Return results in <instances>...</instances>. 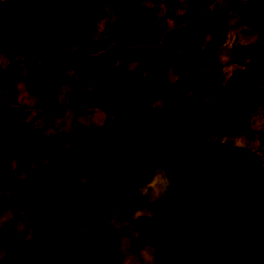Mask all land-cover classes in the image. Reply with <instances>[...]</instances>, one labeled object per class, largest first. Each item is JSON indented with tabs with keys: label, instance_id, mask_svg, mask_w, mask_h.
I'll use <instances>...</instances> for the list:
<instances>
[{
	"label": "trees",
	"instance_id": "1",
	"mask_svg": "<svg viewBox=\"0 0 264 264\" xmlns=\"http://www.w3.org/2000/svg\"><path fill=\"white\" fill-rule=\"evenodd\" d=\"M10 1L0 0V31L28 53L25 83L40 94V112L55 104L56 88L67 85L66 69L74 70L77 90L83 93L90 89L95 105L106 115L105 125L129 128L123 146L139 154L138 161L128 165L131 173L146 164L154 172L165 171L171 179L152 204L171 217L176 235L167 242L172 252L165 261L157 260L159 244L155 241L153 258L147 264H264V53L246 62L236 88L222 80L223 65L217 56L229 31L232 9L236 8L243 23L263 37L264 18L233 0H188L179 6L173 0H47L35 8L37 17L31 20L19 9H11ZM174 5L177 11L171 26L201 17L208 31L220 21L217 43L204 48L199 38L191 35L162 37L155 29L153 10ZM211 5L214 16L203 18ZM56 8L70 10L72 31L63 37L66 52L56 51L50 40L48 25ZM130 9L134 22L127 17ZM111 35L116 36L112 42ZM171 40L175 41V54L164 48ZM127 45L137 47L138 61L143 53L152 62L156 59L151 75L143 81L136 75H126ZM186 47L199 52L210 49L216 70L200 66L198 56L187 53ZM240 50L248 57L253 52L252 43H244ZM257 66L263 73L256 71ZM201 70L206 76L201 77ZM177 73L192 79L180 93L172 89ZM115 81L120 87L136 90L139 101L123 107L111 95ZM199 101L206 104L213 118L205 127L191 129L185 138L166 133L157 153L143 152L141 146L147 142L154 121L178 114L188 122L191 116L186 106ZM237 106L248 111V129L224 137L221 129L233 125L228 110ZM21 112L20 106L12 113L0 109V127ZM74 117L88 120L84 112L73 111L50 129L22 120L12 125L8 136L14 140L18 134L27 133L35 146L53 140L49 160L42 165V178L59 177L65 194L79 204V212L66 206L57 218L41 212L37 201L40 191L32 175L40 164V154L26 151L13 153L8 163L0 165V212L22 202L23 214L34 224V235L44 229L52 238L67 239L69 246L54 264H115L120 260L137 264L140 250L150 245L146 222L156 227L163 216L135 214L128 209V199L147 180L145 177L135 176L112 191L107 187L111 180L94 187L85 180H74L73 174L83 166L93 174L103 171L109 151L118 146L116 135L103 130L98 132L99 142L87 143L86 138L72 132L70 120ZM5 153L0 146V159ZM122 161L114 173L120 171ZM18 180L19 189L12 192ZM95 193L100 195L98 206L103 205L100 210L95 205ZM34 244L33 236L23 238L10 253L26 251ZM40 249H47L46 242Z\"/></svg>",
	"mask_w": 264,
	"mask_h": 264
},
{
	"label": "rangeland",
	"instance_id": "2",
	"mask_svg": "<svg viewBox=\"0 0 264 264\" xmlns=\"http://www.w3.org/2000/svg\"><path fill=\"white\" fill-rule=\"evenodd\" d=\"M46 1L47 0H11L10 5L11 9H19L24 16H27L33 20L37 17L35 8L42 7ZM233 1L235 4L247 5L251 14L262 16L264 18V0ZM175 2L178 4L177 6H179V4H184L185 0H175ZM210 9L211 10L206 11L203 18L211 19L214 16L215 12L212 10L213 5L210 6ZM176 11L177 9L175 5L170 7H162L159 10H153L155 17H157L156 23L161 35H191L195 39H197L199 36V41L201 44L211 46L215 43L216 40L213 38V36H211V38H205V36H203V34H208L211 29L208 31L204 30L201 17H196L191 21L171 26L170 22L173 20ZM51 15L54 19L49 23L48 28L52 46L58 52H66L67 46L64 44L63 37L67 36L72 31L70 25V10L68 8L52 9ZM127 17L131 19L132 22H134L135 16L131 9L127 12ZM215 23V25H217L218 21H215ZM220 24L218 27H221ZM229 24L230 37L228 39V43L221 48V52L218 53L217 56L224 66L222 80L226 82L230 88H236L238 87L240 80V70L245 66L246 62L249 60L254 61L257 53H264V37L243 23L242 14L236 8L230 11ZM115 39V35L109 36L110 42ZM247 42L252 43L253 52H251L248 57H245L242 55L243 53H241L240 47L237 48V46L243 45ZM189 48L190 47H186V50ZM206 53L211 56V51H207ZM128 54L129 52L127 51L125 59L127 63H130V58L127 57ZM28 57V53L25 49L16 45L12 40H7L0 31V109H5L7 113H12L18 106L22 107V112L14 121L10 123H4L0 127V146L6 151V153L0 159V165L3 166L8 163L12 154L15 152L26 151L40 154V164L36 166L32 175L40 191L37 201L40 205L41 212L47 217H57L60 214L61 208L64 206L78 211L79 206L73 202L67 194H65L61 184V179L59 177L56 179H53L50 176L47 178H42L44 170L42 165L44 162L49 160L53 140L45 141L41 146H35L27 133L18 134L14 140L10 139L8 134L12 129V125L22 120L33 121L40 128L50 129L56 124V121L63 118L67 112H84L88 120L79 117H74L70 120L72 132L81 138H86L88 141L87 143H91L92 141L97 143L99 142L98 132L103 130L116 135V143L118 146L110 155V162L108 161V167L105 168L106 171H104V169L103 171L99 172V174H93L90 171H86V174L84 175L86 177L82 180H85L88 184L94 187L97 183L107 181V179H110L111 177L112 179L107 187L108 191H112L120 188V185L122 182H124V179L128 180L127 182H129L135 176L147 178L145 183L138 187V190L137 187L133 190L132 197L128 199V209L135 214L161 215L163 218L156 227L152 226L149 221L146 222L147 241L150 242V245L148 246L150 249L145 248L140 250V259L137 264H147L148 261L153 258L152 250L156 248L157 244L159 245L156 259L159 261H165L168 259L172 250L169 247L167 241L176 235V233L172 230L171 217L165 214V211L162 207L153 205L152 202L148 200L147 196L150 194L149 188L155 190L158 185H161V183L158 182V176L162 179L165 178L167 180V184L156 190L157 195L161 194L164 189L170 185L171 179L165 176V171L154 172L147 165L141 166L135 174L131 173V171L128 169V165L130 164L129 162L135 161L138 153L134 150V148H124L123 146L124 139L129 135L128 129H123L121 127L115 129L111 126L104 125L102 122L103 118L101 119V109L95 105L94 100L91 98L90 89L83 93L77 90L74 84V70L70 68L66 69L65 75L67 85L65 87L56 88V93L54 96L55 104L44 113L40 112V94L29 90L25 83V78L27 75L26 62ZM141 58L146 60L149 59L147 54L145 55L144 53ZM180 58H184V56H180ZM202 63H205L204 59H202ZM256 71L263 73V68L261 66H257ZM200 73L201 77L206 76L204 70H201ZM188 78L190 77L188 76ZM113 86L114 89L112 97H115L118 94V81H115ZM135 95L137 96L136 92L132 94V96ZM136 96L132 98L126 97L130 99L121 101L123 107L127 106L128 101H139V96ZM186 108L191 116L188 122H185L178 114L163 116L153 122L149 138L147 142L141 146V149L144 153H157L162 146V142L166 133H174L181 138H185L191 129L205 127L208 121L213 119L204 102L199 101L195 105H187ZM102 114L105 115L103 110ZM247 115L248 111L243 106H237L229 109L228 119L233 122V125L229 126L228 128L221 129L224 137L228 138L229 136L246 132L248 129L245 123ZM117 152L118 155H116ZM113 158L115 162L116 158H119L120 160H123L122 162H124L120 171L114 174L110 172V169H112L113 165L116 166V163L112 165L111 160H113ZM19 184L20 180L16 181L15 185L10 184L12 187L14 185L12 192L18 191ZM45 192L47 194L52 193L57 199L59 198L58 206L50 205L48 200L49 197L47 198V196L43 195ZM154 194L153 196H155ZM99 199L100 195L95 193V205L100 210L103 205L100 203L98 206ZM7 211L8 210H5V212ZM2 213L4 212L1 211L0 215ZM23 218H26L28 223L31 224L26 216ZM1 232L2 230L0 229V233ZM5 235L9 236L12 241H20L23 239V236L18 233H5L4 236ZM66 241L67 242L57 244L59 247L58 252H62L64 250V245L67 244L66 246H68V240ZM155 241H157L156 246L153 244ZM47 243L48 240L46 241V247L48 248ZM53 249H56L54 245L52 248L50 247L51 251H53ZM123 261L124 260L117 261L115 264H124ZM46 263H56V261L50 258L45 262V264ZM125 264H127V262H125Z\"/></svg>",
	"mask_w": 264,
	"mask_h": 264
},
{
	"label": "crops",
	"instance_id": "3",
	"mask_svg": "<svg viewBox=\"0 0 264 264\" xmlns=\"http://www.w3.org/2000/svg\"><path fill=\"white\" fill-rule=\"evenodd\" d=\"M173 1H175V0H173ZM187 2H188V0H185L184 4H186ZM184 4H179V5H184ZM160 17H162V16H160ZM156 18L157 17L153 18V23L155 22L154 23L155 24V29L159 33L158 25L156 23V21H157ZM193 19H194V17L189 19V20H187L186 22L191 21ZM229 22H230V20H229ZM220 23L221 22L219 21L217 23V25H214L215 27L213 26L212 28H210L211 30L209 29L210 31L208 32V34L205 35V38H208V37L211 38V36H213V38L216 40L213 45H215L217 43L218 39H219L220 27H218V25ZM229 26H230V24H229ZM178 36H186V35H177V36H173V37H178ZM162 37H163V35H162ZM229 37H230V28H229L227 37L225 39V42L218 48L217 55H218V53L221 52V48L224 47L228 43ZM198 38H199V36H198ZM251 39H253V38H251ZM203 41H204V39H203ZM174 42H175L174 40H171L165 45L164 48H165L166 52H170L172 54H175V50H174V44L175 43ZM213 45H211V46H213ZM201 46L205 48V47H207L209 45L201 44ZM156 47H157V45H156ZM239 47H241V45L237 46V48H239ZM127 51L129 52L127 57L130 58L131 62L130 63L126 62L127 63L126 75L127 76L136 75L138 78H140L143 81L146 77L151 75V73L153 71V63L156 62V59H153V62H152L151 58H149L148 60L141 58V56L143 55V54H141L139 61L136 60L137 47L136 46H132V45H127L126 46V50H125V53H124V59L126 57L125 55H126ZM207 51H211V50L210 49L209 50H203L201 52L196 51V50H194L192 48H189V49L186 50L187 53L195 54V55L198 56V64L200 66L209 67V68H211L214 71L216 64L213 61L212 52H211V56H210V55H208L206 53ZM242 55L247 57L246 54H244V53ZM172 59H175V57H173ZM202 59L205 60V63H202ZM218 59H219V57H218ZM125 61H126V59H125ZM232 61H234V60H232ZM220 62H221V60H220ZM191 83H192V79L188 78V75H185V74H182V73H177L174 76V78H173L172 89H173V91L175 93H180V92H182L185 89V87L187 85H189ZM113 89H114V86H113ZM117 92H118V94L115 97H113V98L114 99H118L120 101V103L122 104L121 101L129 100L130 98L135 97L136 95L132 96V94H134V92H137V91L134 90L131 86H129V87H127V86L120 87L119 86L118 89H117ZM112 93H113V91H112ZM137 96H138V94H137ZM126 97H130V98L128 99ZM128 102H130V101H128ZM100 113H101V119L103 118L102 122L104 123V119H105L106 115L102 114V109H101ZM104 125H105V123H104ZM113 128H115V127H113ZM121 128H123V129L127 128L128 129V133L130 135L128 127H121ZM129 135H128V137H129ZM162 145H163V142H162ZM161 148H162V146L160 147V149ZM115 149L116 148H113V149H111L109 151V153L107 155V158L105 160V168L108 167L107 164H108V161L110 162V155ZM116 155H118V152L116 153ZM114 158H113V160H111L112 161V165L116 163V166H117L118 162L120 161V159L116 158V162H115ZM138 159H139V154H138V156H136L135 161H132V162H129V163L137 162ZM143 165H146V164H142L141 166H143ZM116 166L113 165L112 169H110V172L112 174H114L113 169ZM86 171H88L86 166H83L81 169L76 171L73 174V178H75L74 180H82L83 178H85L86 176H84V175L86 174ZM104 171H106V169ZM97 174H99V173H97ZM153 176H155V175H153ZM157 178H158V182H160L161 185H158V187L155 190H152L151 188H149V193L150 194H148L147 197H148V200L150 202H154L155 199H157L160 195H162L164 193V191L167 189V187H166L161 194L157 195L156 190L160 189V187L162 188V186H165L167 184L166 183L167 180L165 178L162 179L159 176ZM111 179L112 178L110 177V179H107V181L109 182ZM123 181L127 182L128 180L124 179ZM104 182H106V181H104ZM99 183H101V182H99ZM144 183L145 182H143L142 184H144ZM89 186L92 187L90 184H89ZM153 194L155 196H153ZM43 195L47 196V198L49 197L48 200L50 202V205L58 206V204H59V200L58 199L59 198L57 199L54 194H52V193L51 194H47L45 192V194H43ZM17 205H19V206H17ZM77 205L79 206V204H77ZM39 207H40V205H39ZM79 210H80V206L78 208V211H75V210H73V211L79 212ZM2 212H4V213H2L0 215V217H1V219H0V229L2 230V232L0 233V264H45V262L47 260H49L50 258L54 259L55 261L58 260L61 252H58L59 247L57 246V244H60L62 242H67L66 241L67 239H65V238L64 239L52 238V235L50 234V232H48L47 230H44V229L40 230V232L38 234L34 235V224L33 223L29 224L28 221L26 220V218H23L25 215L23 214L22 202H21V204L17 203L13 207H10L7 212H5V211H2ZM60 212H61V210H60ZM52 217H54V216H52ZM57 217H59V215ZM5 233L6 234L18 233V234H21L23 236L22 238H27V237L33 236L34 239H35V244L32 247H30L29 249H27L26 251L20 250V251L15 252V253H10L11 250H12L13 245L17 241H12L11 238L9 236H7V235L4 236ZM45 240L46 241L48 240V243H47L48 248L46 250H43V249L41 250L40 249V244L42 242H46ZM68 243H69V241H68ZM53 245L56 247V249H53V251H51L50 247L52 248ZM66 245H64L65 246L64 249L67 247ZM68 246H69V244H68ZM46 264H48V263H46ZM49 264H54V263H49Z\"/></svg>",
	"mask_w": 264,
	"mask_h": 264
}]
</instances>
